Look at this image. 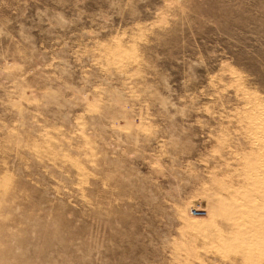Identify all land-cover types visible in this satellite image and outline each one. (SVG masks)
I'll return each mask as SVG.
<instances>
[{
	"label": "rangeland",
	"instance_id": "rangeland-1",
	"mask_svg": "<svg viewBox=\"0 0 264 264\" xmlns=\"http://www.w3.org/2000/svg\"><path fill=\"white\" fill-rule=\"evenodd\" d=\"M260 131L264 0H0V264H264Z\"/></svg>",
	"mask_w": 264,
	"mask_h": 264
},
{
	"label": "bare ground",
	"instance_id": "bare-ground-1",
	"mask_svg": "<svg viewBox=\"0 0 264 264\" xmlns=\"http://www.w3.org/2000/svg\"><path fill=\"white\" fill-rule=\"evenodd\" d=\"M262 136H263V132L260 131V135L255 134V136H254L255 142L252 143V141H251V143L253 145L252 149L254 148L252 150L251 155H252L253 159H256V162L245 161V163H249V165L252 166V169L254 167V169L256 170V172H254V173H256L255 174L256 175V182L264 184V158H263L264 157V138H262ZM249 169H248V172H249ZM250 172H251V170H250ZM253 182H255V181H253ZM251 189H252V187H251Z\"/></svg>",
	"mask_w": 264,
	"mask_h": 264
}]
</instances>
